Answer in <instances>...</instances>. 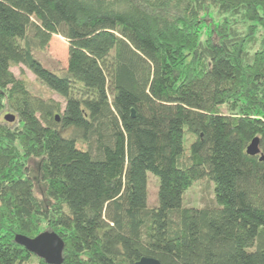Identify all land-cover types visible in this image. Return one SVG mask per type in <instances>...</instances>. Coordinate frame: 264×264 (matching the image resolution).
<instances>
[{
    "label": "trees",
    "instance_id": "trees-1",
    "mask_svg": "<svg viewBox=\"0 0 264 264\" xmlns=\"http://www.w3.org/2000/svg\"><path fill=\"white\" fill-rule=\"evenodd\" d=\"M55 34L62 75L35 55ZM262 156L264 0H0V264H49L16 242L44 231L64 240L62 264H264ZM203 178L214 204L184 206Z\"/></svg>",
    "mask_w": 264,
    "mask_h": 264
},
{
    "label": "rangeland",
    "instance_id": "rangeland-1",
    "mask_svg": "<svg viewBox=\"0 0 264 264\" xmlns=\"http://www.w3.org/2000/svg\"><path fill=\"white\" fill-rule=\"evenodd\" d=\"M68 54H69V43L68 40L62 35H53L49 45L44 50H36V57L42 62V64L56 72L59 75L64 74L68 66ZM13 72L18 77H23L27 80L29 89L32 93L42 96L44 98H51L59 101L64 106V99L56 91L52 90L47 85L43 84L36 75L30 71L26 66L19 65L12 68ZM226 111V106L223 109ZM7 114H14L9 108H4L1 113V119L5 120ZM15 115V114H14ZM58 115L60 113L58 112ZM6 121V120H5ZM9 122V121H6ZM186 133L185 136V151L186 154L190 152V145L194 140V136ZM192 137V138H191ZM41 160L38 158H32L29 166L31 169L32 176L35 181L36 194L42 200L48 202L45 193V184L39 172ZM159 187V178L152 173H148V204L152 208L157 205V193ZM215 191L214 183L208 178H203L195 181L192 186L186 191L184 195V206L187 207H203L206 205L214 204ZM37 258H33L31 263L36 264Z\"/></svg>",
    "mask_w": 264,
    "mask_h": 264
},
{
    "label": "water",
    "instance_id": "water-1",
    "mask_svg": "<svg viewBox=\"0 0 264 264\" xmlns=\"http://www.w3.org/2000/svg\"><path fill=\"white\" fill-rule=\"evenodd\" d=\"M135 111L133 110V116ZM16 116L14 114H7L5 120L9 122L15 121ZM59 121V115H57ZM259 138L256 137L252 140L247 148L249 155L260 154ZM264 160V156L261 157ZM16 242L29 251L36 254L38 257L44 259L49 264H62L63 252L65 248V242L56 232L44 231L35 237H28L26 235H16ZM136 264H161L158 259L152 257H143Z\"/></svg>",
    "mask_w": 264,
    "mask_h": 264
}]
</instances>
